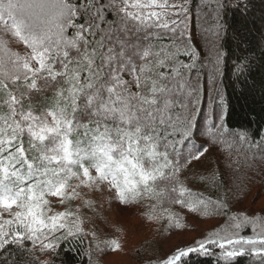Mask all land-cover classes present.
<instances>
[{
  "label": "snow or ice",
  "instance_id": "6c2138e0",
  "mask_svg": "<svg viewBox=\"0 0 264 264\" xmlns=\"http://www.w3.org/2000/svg\"><path fill=\"white\" fill-rule=\"evenodd\" d=\"M249 4L0 0V264L120 249L100 238L105 191L170 228L186 227L174 206L220 219L158 264H264V208L238 207L264 178V135L228 122L221 43L229 10ZM251 63L233 64L238 80ZM209 180L215 199L188 186Z\"/></svg>",
  "mask_w": 264,
  "mask_h": 264
},
{
  "label": "trees",
  "instance_id": "16d2710c",
  "mask_svg": "<svg viewBox=\"0 0 264 264\" xmlns=\"http://www.w3.org/2000/svg\"><path fill=\"white\" fill-rule=\"evenodd\" d=\"M262 16H264V0H250L247 16L242 15L241 11L229 10L225 18L228 25L227 35L222 38L221 43L229 52L224 69L227 89L226 99L229 105L228 122L232 128H245L250 132H259L264 135V37L261 36V33L264 32V19H262ZM241 57L251 60L252 63L250 71L245 72L244 76L238 80L237 73L232 66ZM208 163V159H205L203 164L195 166V170L203 172ZM221 171H224L223 168H221ZM188 186L194 191L203 192L206 196L212 195L214 199L219 194L218 192H212L211 180L208 181L207 185L189 181ZM263 197L264 178L256 177L248 184L246 198L242 200L238 207L248 209L250 212H258L261 208H264V206L257 205L262 201ZM114 204L118 203H112L111 205ZM139 208L142 219L148 220L142 214L145 211L144 205L139 206ZM172 211L179 214L180 222L185 224L186 227L183 229L170 228L166 220H161L164 239L184 234L190 229L192 231L197 230V222H216V225L220 223V219L217 217L206 216L202 212H191L179 206H174ZM122 232L124 231L121 228L111 231L104 230L101 232V236L103 239L115 238L121 243L119 238H121ZM246 234H249L248 231H246ZM154 244H158V247L160 245L153 238L144 240L134 251V255L138 256L139 260H141V256L146 259L152 251L151 246ZM103 246L101 245V247ZM158 250L163 249L160 248ZM114 252L116 250L107 248L103 253L93 249L91 260H89L87 243L75 246L65 245L59 256L55 258V264H93L97 260L102 262L105 256ZM155 253H153V258L149 259V262L148 260H142L135 264H158L160 260L166 257H162V254L158 256L159 254ZM190 264H216V260L214 257L194 255L190 260ZM236 264H248V261L245 258H240Z\"/></svg>",
  "mask_w": 264,
  "mask_h": 264
},
{
  "label": "rangeland",
  "instance_id": "374dc122",
  "mask_svg": "<svg viewBox=\"0 0 264 264\" xmlns=\"http://www.w3.org/2000/svg\"><path fill=\"white\" fill-rule=\"evenodd\" d=\"M109 194L105 191L103 194H94L93 199L98 204H102V212L107 218L106 223H100V232L104 230H115L121 228L124 232L119 238L121 248L116 252L105 256L102 262L97 259L93 264H135L142 260H148L153 258V253L157 252L162 257L167 256L178 247H183L192 242L193 239L199 238L202 233L209 231L216 225V222H197V230H189L184 234H179L173 238L164 239L162 235V222L160 219L156 220H143L139 206L123 207L119 204L109 205L104 202ZM264 206V197L262 201L257 204ZM142 210V209H141ZM91 215V213H89ZM101 240L103 237H100ZM112 238V237H111ZM156 240L160 245L154 244L151 246V253L144 259L141 256L139 260L134 255V251L138 246L146 239ZM123 240V241H122ZM162 248L163 250H158ZM155 253V254H157Z\"/></svg>",
  "mask_w": 264,
  "mask_h": 264
}]
</instances>
